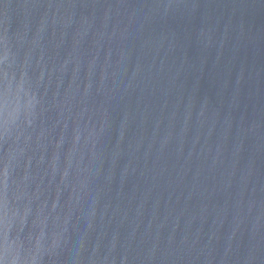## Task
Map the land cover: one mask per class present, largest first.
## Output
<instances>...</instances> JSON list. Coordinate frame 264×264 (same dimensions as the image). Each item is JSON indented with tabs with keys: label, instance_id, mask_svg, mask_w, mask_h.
Wrapping results in <instances>:
<instances>
[{
	"label": "water",
	"instance_id": "95a60500",
	"mask_svg": "<svg viewBox=\"0 0 264 264\" xmlns=\"http://www.w3.org/2000/svg\"><path fill=\"white\" fill-rule=\"evenodd\" d=\"M0 264H264V0H0Z\"/></svg>",
	"mask_w": 264,
	"mask_h": 264
}]
</instances>
